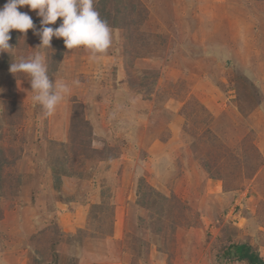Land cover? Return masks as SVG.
<instances>
[{
    "label": "rangeland",
    "instance_id": "obj_1",
    "mask_svg": "<svg viewBox=\"0 0 264 264\" xmlns=\"http://www.w3.org/2000/svg\"><path fill=\"white\" fill-rule=\"evenodd\" d=\"M128 1L95 61L36 49L41 18L18 9L35 29L10 32L12 57L44 52L70 91L45 115L0 54V264H247L231 244L264 259V0Z\"/></svg>",
    "mask_w": 264,
    "mask_h": 264
},
{
    "label": "clouds",
    "instance_id": "obj_2",
    "mask_svg": "<svg viewBox=\"0 0 264 264\" xmlns=\"http://www.w3.org/2000/svg\"><path fill=\"white\" fill-rule=\"evenodd\" d=\"M94 5L95 0H7L0 8V54L12 57L16 49L9 43L12 30L26 33L35 29L31 16L18 11L28 7L41 18V27L36 32L41 43L36 49L51 48L55 37L63 39L66 49L83 48L90 52L92 60L99 59L112 45V29ZM58 19L62 23L56 28L50 27ZM46 59L44 52L12 57L9 71L29 78L33 102L42 107L45 115H52L70 89L65 82L50 79Z\"/></svg>",
    "mask_w": 264,
    "mask_h": 264
},
{
    "label": "trees",
    "instance_id": "obj_3",
    "mask_svg": "<svg viewBox=\"0 0 264 264\" xmlns=\"http://www.w3.org/2000/svg\"><path fill=\"white\" fill-rule=\"evenodd\" d=\"M102 2L104 4V8L103 9L101 8V18L104 19L109 24L110 27L118 28L119 27L117 25L118 23H115V21H117L119 17H120V19L125 18L124 15H127L129 13V9H128V5H130L129 1L127 4L121 3V0H102ZM111 2H112V4L114 3V6H116L115 13L111 12L110 10L107 11V7H108V5L109 6L111 5ZM6 3H7V0H0V6L2 4L5 5ZM113 17H114V20L112 21V23H109L110 19ZM60 55L61 54L59 53L56 55V57L60 58ZM0 69L3 70L4 67L3 68L1 67ZM84 123L87 126L86 128L88 129L89 135L93 136L92 130H90L91 128H90L89 122L86 119H84ZM54 144H56L57 146H61L63 150L66 149L65 148L66 145H64V144H58V143H54ZM53 171L55 172L54 177L56 178L57 181H59V183L62 182L63 177H73V175L68 174L65 171H62L61 173H59L58 174L59 176L57 175V173L54 169H53ZM144 186H147V187H149V189L154 191V189L145 180H141L139 183V186H138V192L139 193L142 191ZM157 194H158V198L162 201L168 202L170 200L169 198H167L166 196H164L161 193H157ZM139 196H141V195L139 194ZM138 204L142 208H146L145 205H143L141 203H138ZM95 206H98V205H95ZM226 255H227V257H229L231 259L246 262L247 264H264V259L249 244H231L226 250Z\"/></svg>",
    "mask_w": 264,
    "mask_h": 264
},
{
    "label": "crops",
    "instance_id": "obj_4",
    "mask_svg": "<svg viewBox=\"0 0 264 264\" xmlns=\"http://www.w3.org/2000/svg\"><path fill=\"white\" fill-rule=\"evenodd\" d=\"M64 182V181H63ZM93 204H97V203H91V204H88V206L90 207L91 205ZM88 206H85V208H87ZM84 208V209H85ZM117 213V212H116ZM63 217V216H62ZM70 219H71V216H68V214H66L63 218V220H68L70 222ZM86 220L87 218H85V215H81L79 217L76 216L74 222L77 223L78 222V225L80 226V224L83 222V220ZM86 222V221H85ZM109 237H113V236H109ZM69 247V246H68ZM83 249V248H82ZM84 251V249H83ZM70 252L71 253H68L67 251V246H64L62 247V250L59 249L58 251H56V254H60L62 255L63 257H66V258H70L71 259H75V257H78L80 256V254L76 253V247L72 246L71 249H70ZM83 255V254H82ZM119 258V256H118ZM77 263V262H76ZM80 263V262H79ZM62 264H75V262H70V263H62ZM81 264V263H80Z\"/></svg>",
    "mask_w": 264,
    "mask_h": 264
}]
</instances>
